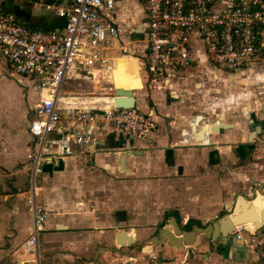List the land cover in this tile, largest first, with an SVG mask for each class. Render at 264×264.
Masks as SVG:
<instances>
[{"label": "crops", "instance_id": "0c3cea01", "mask_svg": "<svg viewBox=\"0 0 264 264\" xmlns=\"http://www.w3.org/2000/svg\"><path fill=\"white\" fill-rule=\"evenodd\" d=\"M48 2L65 4L67 0H25V7L21 9L29 12L30 16L23 20L47 24L51 29L57 27L61 19L44 9L43 5ZM114 16L120 28L115 46H123L135 56L118 54L113 44L107 52L112 59L110 63L116 64V68L111 66L107 81L115 89L116 79L122 80L127 75L132 82L131 89L135 90L134 105L142 112H150L157 129L147 139L139 141L123 137L116 131L109 132V127L103 125L104 134L95 147L75 146L70 155L43 166L42 173L36 178L40 189L34 199L46 211L40 232L46 231L47 234H41L39 239L37 236V248L48 247L54 257L78 256L80 261L67 263V259H60L58 263L39 264H173L170 257L175 251L165 249V245L158 248L160 245L156 247L146 243V233L141 232L140 226L155 221L156 215H163L167 221L173 217L171 214L179 215L181 220L184 213L186 218L183 223L180 221L181 225L188 218L198 221L189 215L198 212L194 201L175 196L182 184L188 192L184 198L187 194L197 195L194 189L201 187V190L198 188V198L203 202L206 199L200 194L204 190L203 185L212 180L217 192L235 193L231 198L232 204L239 195H243L238 193H245L244 190L250 188L255 197L248 204L257 209V206L264 207V197L257 193L264 194V73H256L246 79L227 72L216 74L230 93L214 103L217 108L208 107L218 111L217 114L204 117L201 111L207 107H200L199 101L187 102L186 96L179 92L180 84L187 76L167 87L144 89L136 64L145 45L142 36L145 15L138 0H116ZM2 64L5 66L4 62ZM209 72L214 71L209 69ZM8 77L13 81L0 75V138L4 133H11V128L2 129L1 126L16 123L20 118L17 111L19 97L24 96L26 101H30L28 105L35 100L30 78L11 70ZM65 78L72 79L75 89L80 85L79 79H91L88 73L77 69L70 70ZM15 81L23 87L17 86ZM239 88L243 90L239 91ZM221 93L224 94V88H221ZM67 95L77 97L87 107L101 106L88 95L77 96L70 92ZM25 121L26 133L28 120ZM214 122L230 123L231 126L214 133L210 131ZM91 128L81 127L87 131H92ZM199 129L203 131L202 136L197 134ZM26 137L28 141L21 143V149L28 151L31 140L27 133ZM15 148L7 145L0 151V264H3L1 260L5 256L12 264H31L27 263L29 257L22 250L30 231L29 189L25 185L28 167L16 168ZM131 151L134 154L128 155ZM121 155L123 169L118 163ZM188 173L195 178H185L184 174ZM175 182L178 188L173 186ZM252 213L256 215L254 221L250 219L252 227L259 226L260 213ZM58 225L63 228H57ZM120 230H134L135 242L126 246L128 250L121 251L114 242L115 232ZM217 241L220 255L229 259L239 256L235 244L239 242L238 246H241L240 240H234L230 234L227 239L219 238ZM213 246L214 242L193 245L189 257L197 260L198 255H202L210 260L209 252ZM95 247L99 248L94 250ZM101 247H114L118 252L100 251ZM91 248L93 252L87 257L84 252H90Z\"/></svg>", "mask_w": 264, "mask_h": 264}, {"label": "built area", "instance_id": "2783aa9c", "mask_svg": "<svg viewBox=\"0 0 264 264\" xmlns=\"http://www.w3.org/2000/svg\"><path fill=\"white\" fill-rule=\"evenodd\" d=\"M0 0V58L15 74L30 78L35 100L28 106L34 117L27 122L31 148L28 165L30 231L22 244L31 264L36 260L37 236L46 211L34 197L40 189L36 178L55 159L72 153L75 146L95 147L109 132L145 140L157 129L150 112L136 106L115 108L113 97L101 106H56L66 74L77 69L106 81L112 66L108 50L116 44L120 28L114 19L116 0H67L45 3L61 23L44 30L23 24L11 7ZM145 23L143 54L137 58L141 80L167 87L185 77L187 68L219 67L227 73L264 65V0H138ZM103 14L104 17H99ZM22 18V20H21ZM25 22V21H24ZM27 24V23H26ZM115 50L125 52L123 46ZM97 81V80H95ZM108 82V81H107ZM142 82V83H143ZM144 85V84H143ZM158 86V87H159ZM63 122V124H62ZM91 126L92 131L81 129ZM240 240L242 256L211 264H264V227L235 224L230 232ZM173 264H191L192 248L173 249ZM198 261L209 259L198 255Z\"/></svg>", "mask_w": 264, "mask_h": 264}, {"label": "rangeland", "instance_id": "374dc122", "mask_svg": "<svg viewBox=\"0 0 264 264\" xmlns=\"http://www.w3.org/2000/svg\"><path fill=\"white\" fill-rule=\"evenodd\" d=\"M12 5L17 6L19 8H24L25 7V0H10V1H5L4 2V7L8 8V7H11ZM99 17H104V15L100 14ZM23 24L28 26L26 24V22H24V21H23ZM118 43H119V41H118ZM119 52H120V54L131 55L133 57L135 56V54L130 53V51L127 50V48H126L125 52H122L121 50H118V54H119ZM113 54H114V52L112 53V55ZM2 62L3 61L0 58V75L2 74L4 78H9L8 77V73L10 72V69L7 68L6 65L4 66L2 64ZM209 68H210V66H208V69ZM191 72H192V75H191ZM141 73H142V71H139V74H141ZM185 74H186L185 76H187V79H184L182 84H180V88H179L180 89V91H179L180 94H184L186 96L185 100L187 102H189V103H192V102H195V101H199L198 105L200 107H202V106L207 107V109H203L201 111V114L204 117H206L208 114L212 115V116L217 114L218 111H216L214 109V108H217V107L215 106L214 103L216 101L220 100L221 98H225L226 95L228 93H230L229 92L230 89H228L227 87L222 86V81L218 80L217 77L213 78L212 73H208L207 70H205V69H200V70L196 71L194 69L191 70V68H187ZM11 77L9 79L12 80L13 78H11ZM94 80H97V81H93L92 79H90V81L89 80L79 79L78 81H79L80 85H79L78 88L75 89L73 87L72 79L64 78L62 80V84H61V87H60L61 93L66 95V94H68L70 92L71 94H76L77 96H79L80 94L88 95V96H91L92 100H94L93 102H96L97 105H102V104L104 105L105 101L109 102L108 99L113 97V89H112L111 85L105 79H101L99 77V75H96ZM116 80L117 81L114 82V86L116 85L117 87H122V88H125V89L126 88L131 89L132 82L130 81V79H129V77L127 75L125 77H122V80L120 78H117ZM15 84L17 86H19V87L22 86L20 84V82L18 83V82L15 81ZM143 84H144V89L145 90H149V91L152 88L153 89H155V88L159 89V87H160L159 85H151V84L147 83L146 81L143 82ZM221 88H224V94L221 93ZM77 89H79L80 91H77ZM240 90H243V89L239 88V91ZM133 91H135V90H133ZM76 92H79V93H76ZM24 93H25V91H22V94H24ZM79 100L80 99H78L77 97H74L72 101L74 103H76V101H79ZM29 102L30 101H26L24 96L19 97V103H18V106H17L18 107L17 111L19 112L20 118L19 119L17 118L16 123H13V122L10 123L9 122V123L1 126L2 129L11 128V133H10V135H6V133H4L2 135V138H0V151L2 152L1 149H3L7 145L16 147L15 150H14V153H15L14 165H16V168H20L19 166H21V167L25 166V168H26L29 165L27 163V161H26V153L28 151H26L25 149L24 150L21 149L23 144L28 141V138L26 137V133L24 132L25 122H26L25 120L27 119L29 121L30 119H32L34 117L32 114H29V109L27 107V106L30 105V104L28 105ZM210 106H214V108L209 110ZM197 115H200V114H197ZM210 131H211V129H210ZM4 138H5V141L3 140ZM7 138L8 139L10 138V140L7 141ZM18 143H20V145ZM21 143H23V144L21 145ZM25 170L27 172V169H25ZM6 173L7 172H5L3 174H6ZM25 175H27V174L25 173ZM184 175H185V178H189V177L190 178L191 177L195 178V176H190L192 174H189V173L188 174H184ZM208 175H211V174L209 173ZM25 180H26V182H25L26 188H28V186H29L28 177L25 178ZM186 180H188V179H186ZM197 182H200V181H197ZM204 184H207V185H203V189L204 190L201 191L202 193H200L201 196H203V198H206V199H203V202L200 200V198H198L199 197V192H200L198 190L199 189L201 190V187H198L199 188L198 189L196 186H194V187L197 188V189H194L195 192L197 191V195H195V196L194 195H190L189 196V194H187V198L186 197L184 198L183 196L185 195V193H188V192H186V190L184 188V184H182L183 185V186L181 185L182 188L180 187L181 190H177L178 193L176 195L174 194L176 196V198H178V196L181 195L180 199H185L186 201L187 200L189 201L191 199V200L194 201L193 204H196L198 212L194 213L193 215H191V214H189V215H190V217L198 219V221H200V224L202 226L205 225L208 222L215 221V220H217L219 218H222L227 213L239 215L240 213H242L241 210L245 209L247 212L246 211L243 212L244 213L243 215H248V214H252L253 211L259 212V209L262 208V207H260V208L257 209V208H255L256 206L250 205V204L245 203L243 201L240 203L241 207H239V203H237V204H235V203L232 204L231 203V201L233 199V196H235L234 195L235 193H231V194L228 193L227 194L223 190L217 192L215 186L212 184V180H210V181H208V183H204ZM173 186H177V188H178V183L175 182L173 184ZM244 192L245 193H238V194H243L247 198H251L253 196V194L251 193L250 188L249 189H245ZM228 199L230 200L228 202V208L225 209L226 202H227ZM221 200H223L222 201L223 204H221ZM239 208H240V211H239ZM250 211H252V212H250ZM156 217L157 218H156L155 221L148 222V223H145L144 225L140 226L141 232L146 233L145 234L146 235V243H152V242H150L149 237H150V235L151 236H155L156 232H157V229H159L160 227H163V226H165V227L170 226V225L167 224V221L165 220L163 215H156ZM185 218H186V214L182 213V215H181V222L182 223L185 220ZM248 219H251L252 221H254V218H248ZM178 223H179V225H181L180 224V216L179 215H178ZM43 224L44 223H42V225H41L42 227H43ZM259 224L260 223H258V225ZM181 226L183 228V225H181ZM182 230H184V229H182ZM43 233L47 234L46 231H43ZM43 233L39 232L38 239L41 236V234L43 235ZM62 233H64V232H62ZM197 237L198 238L200 237L197 243L201 242L202 236L199 235ZM206 245H209V243H207ZM155 246L157 247L158 245H155ZM216 246H217V244H216V241H215L213 249H210V252H209V256H210L209 264H211L212 262H220V263L222 262L221 260L223 258L220 255L219 249ZM160 247H164V244L162 243L160 246H158V248H160ZM166 247L167 246H165V249L168 250L169 248L168 247L166 248ZM191 247H193V245ZM96 248H99V247H95L94 250ZM130 248H132V246ZM128 249H129V247L125 246V247H121L120 250L124 251V250H128ZM92 250H93V248L90 249V252H88V251L84 252L87 257L91 256V254L93 252ZM39 251H40V254H41L42 263H44V262L58 263V261L60 259H67V263L68 262L80 261V259H78L80 257H78V256H74V257L70 256L68 258H66V257H54V256H52L53 252L48 247H46V248L39 247ZM112 252L113 251H111V253ZM169 252H167V254H169ZM98 253H100V252H98ZM236 253H237V255L242 256V253H243L242 246H238L237 245ZM72 254L75 255L74 253H72ZM170 259H171V257H170ZM1 262L3 264H12V262L8 261L7 256H5L1 260ZM190 263L191 264H205L204 262L198 261V260H196L194 258L190 259Z\"/></svg>", "mask_w": 264, "mask_h": 264}, {"label": "water", "instance_id": "95a60500", "mask_svg": "<svg viewBox=\"0 0 264 264\" xmlns=\"http://www.w3.org/2000/svg\"><path fill=\"white\" fill-rule=\"evenodd\" d=\"M12 12L17 17H23L24 19H28L30 16L29 12L24 11L23 9L12 6ZM27 25L30 27H37L44 30L51 29L47 24L41 25L35 22L27 21ZM135 97L133 90L127 89L123 90L120 88L113 89V105L115 108H131L134 107ZM230 123H221L218 124L216 122L212 123L210 129L212 132H217L221 128L230 127ZM201 133V129L197 131V134ZM134 154L132 151L127 153ZM118 163L120 165V169H123V157L122 155L118 159ZM240 201V200H239ZM263 210H260V216L263 218L264 213ZM238 216L237 222L234 224L231 223L228 215H224L222 218H219L215 221H211L206 223L203 226H192L190 230H182V226L179 225L178 222L175 221L173 217L167 218V224L170 226H163L157 229L156 235L151 237L152 245H161L162 243L167 246L169 249H183L184 246L203 243V244H211L217 241L219 238L227 239L230 236V232L234 229L235 224H242L244 220L247 218H255L256 215L254 213L243 215V212ZM261 226L264 227V224ZM57 228H63L61 225H58ZM201 235V242L197 243L199 238L197 236ZM114 242L118 248L125 246H129L134 244L135 239L127 235L126 231H116L114 235ZM240 244L237 242L235 245ZM193 249V248H192ZM108 250L117 253L118 251L114 247H101L100 251Z\"/></svg>", "mask_w": 264, "mask_h": 264}, {"label": "bare ground", "instance_id": "6f19581e", "mask_svg": "<svg viewBox=\"0 0 264 264\" xmlns=\"http://www.w3.org/2000/svg\"><path fill=\"white\" fill-rule=\"evenodd\" d=\"M136 64H137V69H139V67H138L139 64H138L137 60H136ZM112 67L113 68H116V64L113 63ZM117 88H120V89H123V90L129 89V88H126L125 89V88H122V87H117ZM117 88H115V89H117ZM130 90H132V89H130ZM73 98L74 97H60L56 101V106H60L61 108H68L70 106H80L82 104L80 101H77L76 103H74L73 101H71ZM202 132L203 131L201 130V133H199V135L202 136ZM257 193H258L259 196L264 197V194L263 193H259V192H257ZM251 198H247L244 195H239L238 200L237 199L235 200V204L241 203L242 201L245 202V203H248L251 200ZM257 207L259 208V206H257ZM262 209H264V208L259 209V213H260V210H262ZM263 213H264V210H263ZM225 215H228V217H229V219H230V221H231L232 224H234V222H237L236 221L238 219L237 214H229V213H227ZM243 223H244L245 227H247L249 229L252 228L253 222L250 219L247 218L246 220L243 221ZM262 224H264V216H263V218L261 217V224L259 226H261ZM256 225H257V222H256ZM259 226H253V227L258 228ZM126 232H127V235H130V236H132L134 238V236H133L134 230H127ZM36 259H37V261L39 263H42L41 260H40L39 247L37 248Z\"/></svg>", "mask_w": 264, "mask_h": 264}, {"label": "flooded vegetation", "instance_id": "af4514ba", "mask_svg": "<svg viewBox=\"0 0 264 264\" xmlns=\"http://www.w3.org/2000/svg\"><path fill=\"white\" fill-rule=\"evenodd\" d=\"M23 18V17H22ZM24 19V18H23ZM205 70L207 69V72L208 73H210L209 72V69L210 70H212V71H214L213 73H215V77L214 78H216L217 77V75L216 74H219V72L220 73H222V72H224V73H226L223 69H220L219 67H210L209 69H208V67H205L204 68ZM218 71V72H217ZM217 72V73H216ZM213 73H212V75H213ZM258 74V73H264V65H250L249 67H247V68H243V69H239V70H236L235 72H233V73H230V74H235V75H237V76H240V77H242V78H244V79H246V78H248L249 76H252L253 74L255 75V74ZM222 81V80H221ZM222 83H223V81H222ZM177 97V96H176ZM174 98H175V95H174ZM243 111L244 110H242V114H244L243 113ZM252 197H254V196H252ZM181 221V220H180Z\"/></svg>", "mask_w": 264, "mask_h": 264}, {"label": "trees", "instance_id": "16d2710c", "mask_svg": "<svg viewBox=\"0 0 264 264\" xmlns=\"http://www.w3.org/2000/svg\"><path fill=\"white\" fill-rule=\"evenodd\" d=\"M22 20V18H21ZM142 81V80H141ZM143 82V81H142ZM174 218L175 221L178 222V217L176 214H171ZM168 216V215H167ZM170 216V215H169ZM192 225H196V226H202L198 221L194 220V219H190L188 218L187 221L185 222V224L183 225L184 230H190Z\"/></svg>", "mask_w": 264, "mask_h": 264}]
</instances>
